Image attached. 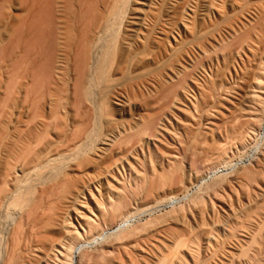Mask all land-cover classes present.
<instances>
[{
	"label": "bare ground",
	"instance_id": "6f19581e",
	"mask_svg": "<svg viewBox=\"0 0 264 264\" xmlns=\"http://www.w3.org/2000/svg\"><path fill=\"white\" fill-rule=\"evenodd\" d=\"M258 58L264 76V0H0L1 264H199L236 232L252 253L264 209L242 205L224 235L189 219L229 175L263 167L264 79L250 80L253 113L223 93ZM224 110L244 120L229 154L208 168L207 147L192 152L204 167L160 195L199 137L226 146ZM148 234L160 243L146 249Z\"/></svg>",
	"mask_w": 264,
	"mask_h": 264
},
{
	"label": "rangeland",
	"instance_id": "374dc122",
	"mask_svg": "<svg viewBox=\"0 0 264 264\" xmlns=\"http://www.w3.org/2000/svg\"><path fill=\"white\" fill-rule=\"evenodd\" d=\"M259 60H260V58H258V64L256 65L257 67L255 66L253 69H250V71H248L247 74L245 75L244 80H239L235 77V80L232 82L231 88L228 90L225 88L223 89L224 95L234 99L239 104L241 109L245 110V112L253 113V112H255L254 109L257 108L254 106L253 101L250 97V95H251L250 92L252 89L251 85L253 83L252 81L250 82V80H253V78H258V77L264 79V76L260 72L261 71L260 70L261 69V67H260L261 63ZM228 91H230V92H228ZM224 113L225 114L221 117L216 114V117L215 116L212 117V121L220 123L221 127L224 128V129H222L223 132L221 131L222 132L221 134L223 136V139H225L226 146L224 147L219 143L221 138L219 139L218 131H216L214 140L211 139L212 135L207 133V145H205L203 143L202 138L199 137L198 140L193 142L192 147H191L189 154H188V158L183 159L184 164L183 163L181 164L182 170H180V169L178 170L177 167H174L177 170V171H175V170H173V168H171V169L168 168L169 167L168 164L164 165V167L166 168V171L171 170V172H172V170H173L172 173L175 174V175H173V177H175V178H173L172 181H169L172 184L167 182V183H165V185L163 187L158 189V193L160 195H163L164 192H167V191L175 188L176 186H178L177 185L178 182H177L176 177L180 176V177H185V179H186V177H190V175L195 174L196 169H201L204 167L203 163L202 164H200V163L192 164V161L190 162L191 159L189 157H192V155H194V154L199 155L205 147H207V149H208L207 150V160H208L207 166H208V168L213 166V164L217 161L218 156L220 154H223L224 156H226V154H229L231 149H230V147L227 146V143H230L232 141V139H234L233 134L230 131L231 130L230 124L231 125L236 124V122H238V120L242 124V122H244V120L239 115L232 117L229 111L224 110ZM263 121H264V116H263ZM249 122L252 124L254 123L253 120H249ZM222 125L225 127H223ZM238 125H240L239 122H238ZM207 126H209V125H207ZM208 130L209 129H207V132H208ZM227 138H228V140H227ZM179 145H182V147H180ZM183 146H185V147H183ZM177 147H179V149H183V148L185 149L187 146H186V143L184 142V143L178 144ZM191 153H192V155H191ZM229 156H231V155H229ZM227 158H228V156H227ZM262 164H263V167H261L262 165L258 167V166H256V164H254L253 170H255V171H253V173H247L244 170H240L234 174L229 175L227 181L221 187H219L216 191H212V192H209L206 194L205 203L203 204V206L205 207V211H204L203 215L202 214L196 215L195 217L189 219L190 225L193 228L192 231L194 234L196 231L195 229L198 230L199 227H202L205 229H208V228L212 229V230H214L215 233L218 232L219 234L221 233L224 235V229H226L227 226H230V224L234 221V219L232 217V212L238 211L242 207V205H245V206L251 205L250 208H252L253 210L257 209L258 212H261L264 209V162ZM195 166H197V167H195ZM191 167H193L194 169H192ZM156 168L159 171H161L162 165L159 162H157ZM179 173H181V174H179ZM219 174H221V173H218V175ZM212 176H213V173H211L210 175L207 174V177L205 176V178H206V180H209V178ZM244 176H246V177H244ZM247 178H249V179H247ZM174 180H176V182H174ZM188 180L185 183L187 184V186H189L190 189L193 190L195 185L194 186L188 185ZM233 180H236V181H233ZM246 180H248V181H246ZM252 182L254 183V185ZM195 184H197V183H195ZM146 194L147 193H144L141 196V198H139L135 204L142 206L144 203H146L145 205H148L149 204V200H148L149 197ZM179 194H181V192ZM255 196H258V197L260 196L259 200L258 199L255 200V198H254ZM261 197L263 198L262 200L260 199ZM252 200H255V202H253ZM206 203H208V204H206ZM214 203H215V205H214ZM231 204L233 205L234 209H229V208H232L230 206ZM210 205H211V207H210ZM213 206H215V207H213ZM212 208H214L215 210L217 209V211L220 212V215L218 217L214 218L213 213L211 211ZM214 220L218 221L217 226L215 228L212 226V222ZM172 226L177 227L173 221H168L165 225H163L159 228V230L162 232L164 230V232L166 234L162 233V236H164V237H162L161 235H158L157 238L160 240V242L163 241L164 243H167L169 245V250L164 251L165 256L170 251L173 253V250H171V249H173L175 247L174 244L172 243L173 242L172 239H170L167 236V232H166V230H167L166 228H170ZM178 227L180 229L183 228L182 225H178ZM205 229H201L202 231H200V232L205 233L206 232ZM199 230L196 232L198 233ZM209 231L210 230H208L207 232H209ZM178 232H180V231H178ZM184 234L185 233H183V234L180 233L179 235H182V236H179V235H175V236H176V238H180V237H184ZM185 235L189 236L188 234H185ZM177 236H179V237H177ZM143 238L144 239H142V240H144L145 245H147V246H144V247H146V249H148V247L150 248L151 245H156V244L160 243V242H156V241H158V239H156V241L154 239V241H153V238L151 239V235H149V234L147 236L145 235ZM238 238H239L238 232H236L234 235H231V236H227V237L223 236V241L219 245V247L217 249V253L214 254V252H211L210 250H208V247H207V253L205 251H203V253L201 254V260H200L199 264H222V263L223 264H264V229L262 230V235L258 237L257 243L251 248L254 251L252 253H249L248 255L239 253L240 250H239ZM147 239H148V242H151V243L147 244L148 243ZM138 241L139 240L137 238L132 237L129 239V241L125 242L124 244H125V246L128 245V249L130 250L131 246H133ZM236 249H237V251H236ZM231 252L236 253V255L233 257L231 255ZM254 252L256 253V258L251 259L249 261L248 257H251V254L253 255ZM114 254H115L114 257H109V258H107V260L97 259L96 261L98 262L100 260L101 262H103V263L98 262L99 264H115L113 258L117 257V252H115ZM0 264H1V262H0Z\"/></svg>",
	"mask_w": 264,
	"mask_h": 264
}]
</instances>
